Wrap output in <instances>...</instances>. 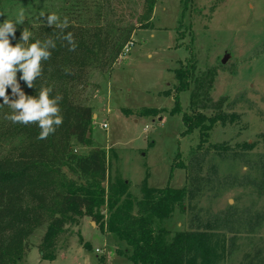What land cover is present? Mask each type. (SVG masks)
<instances>
[{
	"label": "rangeland",
	"instance_id": "rangeland-1",
	"mask_svg": "<svg viewBox=\"0 0 264 264\" xmlns=\"http://www.w3.org/2000/svg\"><path fill=\"white\" fill-rule=\"evenodd\" d=\"M84 2L71 9L61 0H0V23L15 22L22 9L24 22L16 25L10 43L27 48L30 42L21 41L22 31L33 34L47 24L51 13L73 23L80 14L83 21H95L100 1ZM83 8L89 12L83 14ZM102 8L105 19L116 25L145 22V0H110ZM131 39L112 68L92 69L88 87L79 90L82 102L94 108L92 146L105 151L107 180L129 183V196L120 200L119 207L135 214L134 204L141 197L138 184L144 180L153 188L185 186L186 171L177 163L188 165L199 133L184 135L182 115L190 111L191 90L176 91L175 71L194 60L196 75L217 70L210 95L214 101L227 98L226 119L218 122L203 146L202 173L211 179L208 187L197 200L176 206L172 216L155 227L164 228L172 238L181 231L205 230L214 219H228L226 234L236 246L220 264L264 263V221L256 228L248 222L255 214H264V187L259 186L264 179V0H157L150 26L135 30ZM7 92L12 98L11 88ZM5 110L11 111L0 107ZM74 150L89 152L80 146ZM8 151L2 147L0 158ZM233 179L256 183L231 188ZM99 210L105 220L108 208ZM46 227L30 236V248L17 264H133L124 253L125 243L90 217L67 224L50 242L42 241ZM231 227L233 232H227Z\"/></svg>",
	"mask_w": 264,
	"mask_h": 264
},
{
	"label": "trees",
	"instance_id": "trees-1",
	"mask_svg": "<svg viewBox=\"0 0 264 264\" xmlns=\"http://www.w3.org/2000/svg\"><path fill=\"white\" fill-rule=\"evenodd\" d=\"M61 1L71 9L85 5L84 0ZM94 1H100L95 21H83L80 14V20H69L63 31V35L73 34L75 51H69L67 42L56 38L60 29L55 26L44 24L35 29L30 44L52 38L56 47L49 49L50 59L41 62L43 74L34 82L35 87L29 88L18 80L26 95L38 96L41 86L52 88V96L60 95L63 124L47 139L40 140L36 124H14L5 119L10 110L0 111V149L9 147L0 158V264H17L28 252L29 238L37 228L47 226L42 241L50 242L67 224L84 217H90L101 229L125 243L124 253L133 264H220L236 246L235 239L226 234L228 219H214V224L209 223L205 230L181 231L172 238L164 228L155 227L156 222L168 220L176 206L200 198L211 181L202 173L206 152L203 146L218 122L226 119L223 108L227 101L226 97L214 101L210 95L217 70L196 75L195 61L188 60L175 71L176 91L191 90L190 111L182 115L184 135L199 133V143L191 149L188 165L177 163L186 171L185 186L153 188L144 180L138 184L141 197L134 204L135 214L128 207H119L120 200L129 196V183L107 180L105 151L92 146L94 108L82 102L79 90L83 92L88 87L92 69L104 72L112 68L124 48L133 43L131 35L135 30L150 26L157 0H145V22L135 26L107 21L102 6L108 7L110 0ZM82 10L83 14L89 12ZM21 74L18 73L19 78ZM206 110L215 111L216 115L209 117L203 112ZM75 146L87 147L89 152L77 154ZM214 147L228 151L225 146ZM246 147L250 145L247 143ZM238 158L234 155L233 160ZM255 183L233 179L230 187ZM259 186L264 187V179ZM102 206L109 210L105 220L99 210ZM250 221L253 223L249 226L256 228L264 221V214L257 213ZM227 232H233V228Z\"/></svg>",
	"mask_w": 264,
	"mask_h": 264
},
{
	"label": "clouds",
	"instance_id": "clouds-1",
	"mask_svg": "<svg viewBox=\"0 0 264 264\" xmlns=\"http://www.w3.org/2000/svg\"><path fill=\"white\" fill-rule=\"evenodd\" d=\"M0 15L3 14L0 13ZM24 19V12L21 9L15 22L5 20L0 23V98L3 100L0 107L8 106L11 109V113L6 114L5 119L14 124L20 123L25 126L36 124L40 129L37 139L44 140L63 124V116L59 108L62 97L52 96L53 89L43 86L39 88L38 96L26 95L17 80V73H22L19 79L29 88L35 87L34 82L43 74L41 62L50 59L49 49H54L56 42L48 38L44 41L36 40L27 48L20 43L12 46L10 37L15 38L16 25L22 24ZM46 21L49 27L55 26L60 29V34L56 38L66 41L69 51H75L77 44L73 34L68 32L63 35L64 29L69 26L68 18L64 17L61 20L58 14L51 13L46 16ZM31 35V32L24 29L21 41L26 44ZM9 88H11L12 98L7 92Z\"/></svg>",
	"mask_w": 264,
	"mask_h": 264
},
{
	"label": "built area",
	"instance_id": "built-area-1",
	"mask_svg": "<svg viewBox=\"0 0 264 264\" xmlns=\"http://www.w3.org/2000/svg\"><path fill=\"white\" fill-rule=\"evenodd\" d=\"M126 51H127V48H126ZM126 51H125V52H126ZM107 127H108V126H107V125H105V124H104V125H102V128H103V129H107ZM97 251H98V250H97Z\"/></svg>",
	"mask_w": 264,
	"mask_h": 264
},
{
	"label": "water",
	"instance_id": "water-1",
	"mask_svg": "<svg viewBox=\"0 0 264 264\" xmlns=\"http://www.w3.org/2000/svg\"><path fill=\"white\" fill-rule=\"evenodd\" d=\"M228 56H229V55H226L225 59H226ZM225 59H224V60H225ZM224 60H223V61H224ZM223 61H222V62H223Z\"/></svg>",
	"mask_w": 264,
	"mask_h": 264
},
{
	"label": "crops",
	"instance_id": "crops-1",
	"mask_svg": "<svg viewBox=\"0 0 264 264\" xmlns=\"http://www.w3.org/2000/svg\"><path fill=\"white\" fill-rule=\"evenodd\" d=\"M92 224V223H91ZM82 227H83V225H82Z\"/></svg>",
	"mask_w": 264,
	"mask_h": 264
}]
</instances>
